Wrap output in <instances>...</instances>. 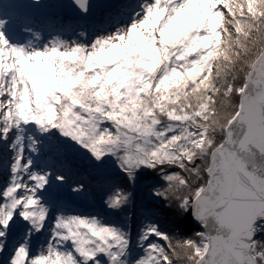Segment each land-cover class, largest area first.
Segmentation results:
<instances>
[{
    "label": "snow or ice",
    "instance_id": "1",
    "mask_svg": "<svg viewBox=\"0 0 264 264\" xmlns=\"http://www.w3.org/2000/svg\"><path fill=\"white\" fill-rule=\"evenodd\" d=\"M62 6L0 4V264H264V0H72L110 20L75 39L9 10ZM65 153L117 170L105 212L151 180L203 230L60 207Z\"/></svg>",
    "mask_w": 264,
    "mask_h": 264
},
{
    "label": "trees",
    "instance_id": "2",
    "mask_svg": "<svg viewBox=\"0 0 264 264\" xmlns=\"http://www.w3.org/2000/svg\"><path fill=\"white\" fill-rule=\"evenodd\" d=\"M98 11H102V9ZM224 11L226 12L227 10L225 9ZM81 157V155H79V158L69 156L68 153L55 156L57 162L55 166L60 168L67 176L66 185L69 183H75L76 185L83 184V196L93 204H100L105 210L103 201L107 198L113 187L121 183L120 176L110 163L108 164L110 166L106 165L109 170L101 172V170L88 164V161L82 160ZM87 172L89 174L86 175L85 173ZM2 179L3 170L0 168V180ZM151 183V180H147L142 181L136 186L133 190L134 204L130 206L127 214L106 212L114 214L117 219L107 218L112 222L126 223L133 233L136 232L144 218L153 213L155 215L152 218L158 220L161 228L169 234H179L181 237H193L196 232L203 230L202 226L196 225L190 217H178L173 209L165 206L163 201L154 199L147 189V185Z\"/></svg>",
    "mask_w": 264,
    "mask_h": 264
},
{
    "label": "rangeland",
    "instance_id": "3",
    "mask_svg": "<svg viewBox=\"0 0 264 264\" xmlns=\"http://www.w3.org/2000/svg\"><path fill=\"white\" fill-rule=\"evenodd\" d=\"M59 0H41L42 3L45 4H56L60 5ZM32 2V0H0V4H27ZM49 9L51 14L45 13L44 9L30 11L27 9H9L10 11H14L18 15H26L30 14L33 17L36 30L41 33L42 38L50 39L49 33L52 32L53 34H60L64 39H75V36L72 35L73 29L78 31H88L90 33H95L100 29H105L109 27V14L106 16L105 20H103V16H99L97 13H101V11H98L95 13L93 20L95 22L102 21L101 25H104L103 27L100 26H94L90 27L89 25L82 27V19L86 20L84 16L81 14H78L76 18H66L64 17L63 13L59 9V7L56 8H46ZM58 13V14H57ZM103 13V12H102ZM108 13V12H107ZM98 15V16H97ZM104 15V14H103ZM79 16H82V19H80ZM63 19H67L63 24L61 21ZM69 156H74L76 158H79V153H68ZM82 156V155H81ZM82 160L88 161L85 157H81ZM45 159H48L50 162L57 164L55 156L54 157H46ZM88 164H90L88 162ZM111 164V163H110ZM92 165V164H90ZM95 167L94 165H92ZM110 166V165H108ZM108 166H104L102 168H97L98 170H101V172H104L106 170H109L107 168ZM86 175L89 174L88 172L85 173ZM77 185L75 183H69L66 185V183L55 190V192L52 194V198L57 202V204L60 207H64L70 210H73L78 213H101L106 215L107 217H111L113 220H116L114 214L112 213H106L105 210L102 208L100 204H93L91 201H89L85 196H83V192L80 191L79 193H75L72 191L74 187Z\"/></svg>",
    "mask_w": 264,
    "mask_h": 264
},
{
    "label": "water",
    "instance_id": "4",
    "mask_svg": "<svg viewBox=\"0 0 264 264\" xmlns=\"http://www.w3.org/2000/svg\"><path fill=\"white\" fill-rule=\"evenodd\" d=\"M118 2H120V0H91V3L93 5H99L101 3H113V4H117ZM59 4L63 5L60 10L61 12L67 17V18H76L78 16V12L76 11V9L72 6V0H59ZM101 8L99 7H94L92 9V12L90 15H88L87 19H93L95 13L97 12V10H99ZM105 11V10H103ZM193 220V219H192ZM194 221V220H193ZM194 223L196 225H199L198 222L194 221Z\"/></svg>",
    "mask_w": 264,
    "mask_h": 264
},
{
    "label": "bare ground",
    "instance_id": "5",
    "mask_svg": "<svg viewBox=\"0 0 264 264\" xmlns=\"http://www.w3.org/2000/svg\"><path fill=\"white\" fill-rule=\"evenodd\" d=\"M11 1V0H10ZM119 3V2H118ZM117 3V4H118ZM61 7H59V9H60ZM44 12L45 13H49V14H51V12H50V10L49 9H44ZM103 12V13H102ZM58 14V13H57ZM99 16L101 15V16H103V20H105V18H106V16L108 15V13L106 12V11H101V13H97ZM104 14V15H103ZM97 15V16H98ZM64 17H66L65 15H63ZM80 17V19H82V16H79ZM67 18V17H66ZM67 19H63L62 21H61V23L63 24L65 21H66ZM103 20H101V21H97V22H95V20H93V19H86V20H84V19H82V27H84V26H87L89 23H90V25H89V28L90 27H94V26H100L101 25V23H102V21ZM104 25H101V27H103ZM43 39H45V38H43ZM46 40V39H45Z\"/></svg>",
    "mask_w": 264,
    "mask_h": 264
}]
</instances>
